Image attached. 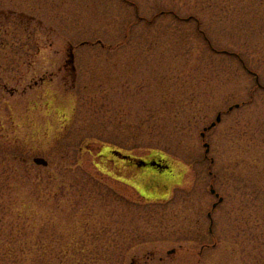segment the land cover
Here are the masks:
<instances>
[{
	"label": "rangeland",
	"instance_id": "rangeland-1",
	"mask_svg": "<svg viewBox=\"0 0 264 264\" xmlns=\"http://www.w3.org/2000/svg\"><path fill=\"white\" fill-rule=\"evenodd\" d=\"M18 149L37 167L23 179L55 188L15 219L38 245L86 246L82 264H264V0H0L1 183Z\"/></svg>",
	"mask_w": 264,
	"mask_h": 264
},
{
	"label": "trees",
	"instance_id": "trees-1",
	"mask_svg": "<svg viewBox=\"0 0 264 264\" xmlns=\"http://www.w3.org/2000/svg\"><path fill=\"white\" fill-rule=\"evenodd\" d=\"M199 28L200 25H198V29ZM202 32L205 35V31L202 30ZM233 54L238 56L237 53ZM239 58L243 62V66H245L244 68H246L247 65L244 59L242 57ZM13 152L14 155H12L9 150H5V156L9 160L11 157L12 166L4 172L12 173L13 175H15V177L17 178L15 182L17 183L13 184L14 182H10L9 184H4L0 182V190H3V193H6V190H9V187L11 190H17L12 195H10L9 198H3V196H0V264H47V262L44 261L45 254H48V257L51 258L56 255V257L62 264H72V257H76L77 254L85 253L86 246L75 243L74 246L70 244L67 247L58 249L46 247L44 244L38 245V241L41 239L39 238V235L36 231V227L14 226L16 218H18L19 223H22L26 220L28 221L29 219L27 218L31 215H35L37 211L36 205L38 203V200L46 194H53L55 188L53 186L49 187L47 188V191H45L46 189L43 191V194L41 190L42 187L40 186L41 182H39V180L33 178L28 182L26 179H23L25 174H22L21 171L24 170L25 173H29V171H36L37 167L35 170H33L35 166L29 161L24 151L18 149ZM53 176L55 175L53 174ZM89 177L95 179L93 181L94 183L98 182L96 178H93L92 176ZM4 185H6V187H2ZM15 228L21 233L22 236H17L14 234ZM101 238L103 239V237ZM106 239L109 238L106 237ZM70 247H72V249H70ZM125 254H128V251L127 253H123L122 256H124ZM104 257L106 258L105 255ZM113 258L114 257L111 254L108 260L112 261ZM84 261L85 259L83 260L77 258L76 263L82 264V262ZM86 264L98 263L94 260Z\"/></svg>",
	"mask_w": 264,
	"mask_h": 264
},
{
	"label": "water",
	"instance_id": "water-1",
	"mask_svg": "<svg viewBox=\"0 0 264 264\" xmlns=\"http://www.w3.org/2000/svg\"><path fill=\"white\" fill-rule=\"evenodd\" d=\"M71 58H72L71 60L73 61V60H74V55H73V54H71ZM220 119H221V114L218 115V117H217V121H220ZM215 124H216V122H213V123L210 125V127H212V126L215 125ZM206 129H207V128H206ZM206 129H205V130H206ZM202 134L204 135V132H203ZM206 146L208 147L207 150H209V145H208V143H206ZM124 157H128V156H127V155H124ZM34 162L37 163V164H39V165H44V166H47V165H48V160L45 159L44 157H40V156L35 157V158H34ZM148 164L155 166V165H157V161H152V162H150V163L145 162V161H142V162H141V165H148ZM212 191H215V190L212 189ZM170 252H174V249H173V250H170L169 253H170Z\"/></svg>",
	"mask_w": 264,
	"mask_h": 264
},
{
	"label": "flooded vegetation",
	"instance_id": "flooded-vegetation-1",
	"mask_svg": "<svg viewBox=\"0 0 264 264\" xmlns=\"http://www.w3.org/2000/svg\"><path fill=\"white\" fill-rule=\"evenodd\" d=\"M215 194H216V196H219V200L222 198L220 201H223L224 198L219 195V192L215 191ZM211 230H212V233H213V227L211 228ZM213 245H214L213 247L216 248L217 243H214ZM202 249H204V247Z\"/></svg>",
	"mask_w": 264,
	"mask_h": 264
}]
</instances>
